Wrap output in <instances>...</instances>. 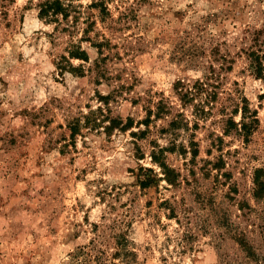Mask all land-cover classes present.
Wrapping results in <instances>:
<instances>
[{
  "label": "rangeland",
  "instance_id": "rangeland-1",
  "mask_svg": "<svg viewBox=\"0 0 264 264\" xmlns=\"http://www.w3.org/2000/svg\"><path fill=\"white\" fill-rule=\"evenodd\" d=\"M42 1L0 0V264H264V0H106L104 21L80 0L69 28ZM75 46L83 74L61 70Z\"/></svg>",
  "mask_w": 264,
  "mask_h": 264
},
{
  "label": "trees",
  "instance_id": "trees-1",
  "mask_svg": "<svg viewBox=\"0 0 264 264\" xmlns=\"http://www.w3.org/2000/svg\"><path fill=\"white\" fill-rule=\"evenodd\" d=\"M80 1V0H43L39 4V17L45 21L53 22L56 23L57 25L61 24L63 21L68 24L67 28H69L70 24L76 25L80 20L83 15V11H81L80 8H82V4L76 5L75 2ZM98 9L100 12L101 20L104 21L107 16L110 15V10L109 7L106 3V0H96L92 4L88 6V9ZM90 15V14H89ZM72 17V18H71ZM89 21V17L86 18L87 23ZM88 28H85L84 34L86 35L84 39L91 41L92 45L98 50H101L103 45L102 43H96L92 42V39L87 36L89 34V31L93 29L94 25L96 24L95 21L88 22ZM72 27V26H71ZM64 60L68 63V65H61L62 68L61 70H69L70 72L78 73V74H83L84 72V67L83 65H80L79 67H75L71 63V59H77L81 60L83 62H89L90 57H89V52L85 49H83L81 46H75L69 51V55L66 58L65 56L63 57ZM251 62L252 66L254 69V72L256 76L259 79L264 80V54L260 55L256 52L251 54ZM198 83V82H197ZM197 83L193 85V87H186V84L184 82L178 81V84L176 85V89L180 95L181 101L183 102L184 106H187L189 104H193L194 107H196V104L194 102L197 99V95L199 94V88ZM195 87H197V90H195ZM201 87V85H200ZM106 99V98H104ZM204 114H206V111L203 109L202 110ZM95 111H92L89 115H86L84 117V123L86 126L90 124H96L97 119H93V115L95 114ZM151 113V112H150ZM250 115V117L248 116ZM248 119L250 121L248 122ZM150 118L147 119L144 124L146 126L149 125ZM258 122L257 114L254 113H249L248 107L244 106L242 109V121H241V132L243 133V136L248 139L252 132V127L253 125ZM121 127L122 130L128 129V127L132 126V121L128 120V123L122 124L121 120L113 119L110 122V126L107 128L108 131L112 130V128H115V126ZM121 125V126H119ZM70 130L72 133V136H77L81 132V120H78L75 123H72L70 125ZM135 136H138L136 132H134ZM141 137L146 136V131H142L140 133ZM164 149L160 148L158 151L153 150L151 153V157L153 162L157 163L164 171L165 175L168 176V172H170V168L164 161ZM152 172V170H148ZM262 171H257L256 177H255V189H254V197L257 199H262L264 198V178H262L261 175ZM152 176H146L143 179L140 180V185L143 188H147L152 185L153 180ZM241 246L243 249L247 252V256L251 259H256V253L252 246L248 243L247 240H241L240 242Z\"/></svg>",
  "mask_w": 264,
  "mask_h": 264
}]
</instances>
